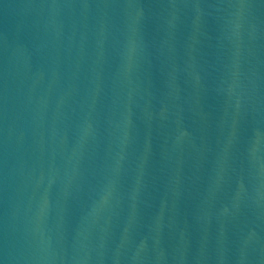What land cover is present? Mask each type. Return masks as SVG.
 Returning <instances> with one entry per match:
<instances>
[{
  "label": "water",
  "instance_id": "95a60500",
  "mask_svg": "<svg viewBox=\"0 0 264 264\" xmlns=\"http://www.w3.org/2000/svg\"><path fill=\"white\" fill-rule=\"evenodd\" d=\"M0 264H264V0H0Z\"/></svg>",
  "mask_w": 264,
  "mask_h": 264
}]
</instances>
